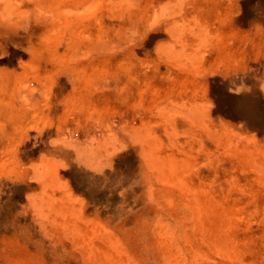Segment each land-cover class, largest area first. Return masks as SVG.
<instances>
[{
	"label": "rangeland",
	"instance_id": "obj_1",
	"mask_svg": "<svg viewBox=\"0 0 264 264\" xmlns=\"http://www.w3.org/2000/svg\"><path fill=\"white\" fill-rule=\"evenodd\" d=\"M52 1L0 0V264H264V0Z\"/></svg>",
	"mask_w": 264,
	"mask_h": 264
},
{
	"label": "bare ground",
	"instance_id": "obj_2",
	"mask_svg": "<svg viewBox=\"0 0 264 264\" xmlns=\"http://www.w3.org/2000/svg\"><path fill=\"white\" fill-rule=\"evenodd\" d=\"M54 1H55V0H54ZM54 1H52V4H51L50 6H52L53 3H54V4H57V1H56V2H54ZM66 1H67V0H66ZM74 1H75V0H74ZM76 1H77V0H76ZM76 1H75V2H76ZM95 1H96V0H95ZM104 1H106V0H103V3H104ZM112 1H115V2H113V3H114L115 5L118 4L117 6H119V4L122 3V2H123V3H122L121 5L123 6V5H125L126 2H127V0H126V2H125V0H112ZM59 2L61 3V2H63V1L59 0ZM59 2H58V3H59ZM100 2L102 3V1H100ZM100 2H99V3H100ZM60 3H59V4H60ZM64 3H65V2H64ZM101 3H100V5H101ZM127 3H129V1H128ZM61 4H62V3H61ZM61 4H60V5H61ZM91 4H92V3H91ZM84 5H85V4H84ZM89 5H90V3H89ZM98 5H99V4H98ZM47 6H48V5H47ZM54 6H55V5H54ZM6 7H7V6H6ZM56 7L58 8V6H55L53 10H55ZM59 7H60V6H59ZM62 7H63V6H62ZM99 7H100V6H99ZM89 8H90V7H89ZM58 9H59V8H58ZM53 10H51L52 13H53ZM56 11H57V10H56ZM56 11H54V12H56ZM58 11H60V10H58ZM49 13H51V12H49ZM57 13H59V12H57ZM57 13H56V14H57ZM51 15H52V14H51ZM170 166H171V165H170ZM171 167H172V166H171ZM177 168H178V167H177ZM182 168H183V167H182ZM173 169H176V168H173ZM173 169H172V170H173ZM169 170H170V169L168 168V171H169ZM164 171H165V169H164ZM174 171H175V170H174ZM176 171H177V170H176ZM181 171H182V170H181ZM181 171H180V167H179V168H178V172H179V174H181V176H182V173H180ZM178 172H176L175 177H178ZM174 174H175V173H174ZM174 174H173V176H174ZM170 175L172 176V171H171V170H170ZM173 176H172V177H173ZM179 177H180V176H179ZM179 181H180V180H179ZM180 182H182V180H181ZM180 184H181V183H180ZM182 184L184 185V183H182ZM197 184H198V183H197ZM185 186H186V185H184V187H185ZM198 186H200V185H198ZM186 187H187V186H186ZM195 190H196V189H195ZM198 193H199V192H198ZM202 195H203V194H202ZM193 196H195V195H192V197H193ZM193 198H194V197H193ZM204 200H205V199H204ZM188 201H191V198L188 199ZM193 201H196L195 198H194ZM193 205H194V204H193ZM196 206H197V209H198L199 204L197 203ZM195 208H196V207H195ZM199 208H200V207H199ZM197 209H196V211H197ZM199 210H200V209H199ZM169 213H170V212H169ZM169 213H168V215H169ZM199 213H200V211H199ZM179 214H180V213H179ZM168 215H167V217H168ZM184 215H185V214H184ZM198 215H199V214H198ZM181 217H182L181 219H183V215H182V214H181ZM159 220H160V219H159ZM184 220H185V219H184ZM189 220H190V218H189ZM181 222H182V221H181ZM187 222H188V221H187ZM198 222H199V221H198ZM188 223H189V222H188ZM169 224H170V223H169ZM157 225H159V223H157ZM187 225H188V224H187ZM159 226H160V225H159ZM168 226H169V225H168ZM172 226H173V225H172ZM174 226H175V224H174ZM188 226H189V225H188ZM160 227H162V226H160ZM158 228H159V227H158ZM164 228H165V227H164ZM166 229H167V227H166ZM166 229H165V230H166ZM170 229H171V228H170ZM172 229H174V227H173ZM161 230H162V229H161ZM168 230H169V229H168ZM176 230H177V229H176ZM187 231H188V230H187ZM162 232H163V230H162ZM180 232H181V231H180ZM180 232H179V233H180ZM189 232H190V231H189ZM195 232H196V231H195ZM175 233H176V232H175ZM183 233H184V232H183ZM162 234H163V233H162ZM166 234H167V233H166ZM180 235H181V234H180ZM184 235H185V234H184ZM181 237H182V236H181ZM174 238H175V236H174ZM184 238H186V237H184ZM182 239H183V238H182ZM207 239H208V238H207ZM183 240H184V239H183ZM202 240H203V239H202ZM210 240H211V239H210ZM198 241H199V239H198ZM184 242H185V241H184ZM186 242H187V241H186ZM186 242H185V244H186ZM191 242H192V241H191ZM210 242H211V241H210ZM210 242H209V243H210ZM202 243H203V241H202ZM192 244H193V243H192ZM206 244H207V241H206ZM179 248H180V246H179ZM207 249H208V247H207ZM177 250H178V249H177ZM190 250H191V249H190ZM117 251H118V254H120V253H119L120 251H119V250H117ZM179 251H180V249H179ZM224 251H225V250H224ZM177 252H178V251H177ZM190 252H191V251H190ZM231 252H232V249H231ZM107 254H108V253H107ZM107 254H106V260H107V258L109 257V256H107ZM196 254H197V253H196ZM185 255H186V252H185ZM228 255H229V254H228ZM114 256H115V255H114ZM191 256H192V255H191ZM186 257H187V256H186ZM103 258H104V257H103ZM181 258H183V257H181ZM184 258H185V257H184ZM191 258H193V256H192ZM195 259H196V258H195ZM108 260H109V258H108ZM181 260H182V259H181ZM181 260H180V261H181ZM109 261H111V260H109ZM126 261H127V260H126ZM167 261H168V260H167ZM172 261H173V260H172ZM175 261H176V260H175ZM184 261H185V260H184ZM111 262H112V261H111ZM128 262H129V261H128ZM162 263H163V262H162ZM162 263H161V264H162ZM168 263H169V261H168ZM177 263H179V262H177ZM126 264H127V263H126ZM174 264H175V263H174Z\"/></svg>",
	"mask_w": 264,
	"mask_h": 264
}]
</instances>
